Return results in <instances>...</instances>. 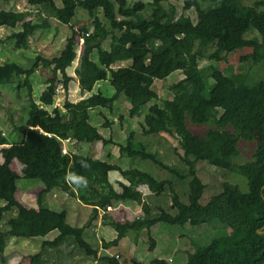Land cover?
I'll return each instance as SVG.
<instances>
[{"label":"trees","instance_id":"16d2710c","mask_svg":"<svg viewBox=\"0 0 264 264\" xmlns=\"http://www.w3.org/2000/svg\"><path fill=\"white\" fill-rule=\"evenodd\" d=\"M26 1L35 9L32 19H28L25 11L0 8V28L11 29L5 38L12 40L16 49L26 50L30 37L36 31L50 28L51 19L70 25L71 35L58 55L51 58L36 55L27 69L15 62L0 64V97L1 87H11L15 78H22L29 98L25 122L13 127L16 137L8 138L0 131V200L3 202L0 205V261L4 260L10 238L33 239L56 230L53 239L41 242V249L31 256L30 264H42L44 248H55L66 238H73L76 246L93 260L122 264L119 254L98 253V248L84 238L89 221L81 227H67V211L52 209L46 204L45 195L58 188L70 196L77 191L81 202L94 206V214L98 208L111 207L117 201H134L142 206L145 217L109 221L116 236L102 240L103 249L118 246L128 235L132 241H139L145 230L148 248L153 250L156 241L151 229L155 224L209 225L217 219L230 232L213 238L207 245H196L185 264H264V146H257L249 161H233L238 155L240 139L264 141V80L253 81L248 74H225L214 63L199 65L207 47L208 60L215 62L224 61L229 52L246 47L252 49L248 56L254 65L264 67V0L253 5L239 0H182V10H192L194 17L183 13L175 17V8L167 4L168 0H150L148 16H142L132 7L116 6L115 2L122 0ZM76 8L85 10L90 18L79 29L70 24ZM98 11L103 21L96 14ZM118 15L122 18L118 19ZM252 33L258 37L247 36ZM80 38L83 42L78 53L76 45ZM107 40L105 48L103 43ZM3 41L0 37V44ZM125 61L130 64L119 66ZM39 68L49 74L35 100L30 80ZM72 68L74 75H69ZM176 71L183 77L171 84L172 96L160 105L156 102L158 95L153 83ZM73 79L82 93L89 94L83 101L85 105L103 103L112 109L114 102L124 96L131 118L138 117L143 107L148 106L139 121L142 133H164L176 138L174 153L181 167L163 163L157 153L148 151L144 143L135 140L134 131L128 133L124 144L106 138L89 121L91 113L86 108L78 111L69 101L63 105L64 112L54 107L58 88L67 91ZM101 81H107L112 87L110 96L99 89ZM210 108L219 110L218 117L201 135L195 134L188 128L187 120L194 125H205ZM122 120L123 116H119V122ZM66 139L79 145L95 142L105 147L115 145L119 157L150 160L170 176L158 180L138 168L123 169L112 163L113 155L106 148L104 157L73 152L70 148L63 152ZM14 160L23 165L20 173L11 166ZM198 161L227 173L240 174L247 190L243 192L238 185L224 181L220 192L202 204L205 184L197 174ZM112 170H117L127 181H118L120 191L108 179V172ZM20 178L42 183L36 207H27L16 199ZM142 186L152 196L168 192L169 209L174 212L145 201ZM179 193L187 197L186 203L181 201ZM6 214L11 216L3 221ZM149 264L166 262L154 259Z\"/></svg>","mask_w":264,"mask_h":264},{"label":"rangeland","instance_id":"374dc122","mask_svg":"<svg viewBox=\"0 0 264 264\" xmlns=\"http://www.w3.org/2000/svg\"><path fill=\"white\" fill-rule=\"evenodd\" d=\"M149 1L122 0L121 2L116 1L115 4L116 6L121 4L124 7H132L142 16H148L150 11L147 3ZM239 1L245 5H253L258 0ZM168 3L175 8V17H178L182 13L194 17L192 10H182V0H168ZM167 4L165 5L167 6ZM0 8L25 11L28 13V19H32L35 15L34 7L29 6L26 0H1ZM96 14L103 21L101 12L98 11ZM120 18L119 16L118 19ZM132 20L136 22L135 19ZM89 21L90 18L87 12L81 8H76L75 16L70 24L75 25L76 29H79L81 25H85ZM50 23V28L36 31L30 37L29 47L26 50L16 49L13 41L5 38L11 29L5 26L1 27L0 37L4 41L0 44V63L15 62L27 69L32 66L36 55H42L46 58L58 55L65 45L66 38L71 35L70 25L60 24L54 19H51ZM247 36L249 38L258 37V34L252 33ZM108 43V40L105 41L103 47L106 48ZM81 47V42H78L76 45L78 53L81 51ZM209 51L208 47L204 49V58L200 60V66L214 63L225 74L233 76L248 74V78L253 81L264 80V67H261V64L254 65L248 56L252 52L251 48L242 47L235 49L227 54L226 60L220 62L208 60L207 56ZM95 54H93L94 59H96ZM129 64V61H125L120 63L119 66H127ZM48 74L49 72L46 69L39 68L31 75L32 97L35 100L38 99ZM68 74L74 75L73 68L69 69ZM182 77L183 74L180 71H176L164 80L156 79L153 83V89L158 95L156 102L162 105L163 100L170 98L172 96V91L170 90L171 84ZM100 83L99 89L103 94L110 96L113 93V89L109 83L107 81H101ZM1 89L3 94L0 97V131L8 138H14L16 137L13 131L14 125L23 124L27 118L29 107L27 89L22 84V78H15L11 87L5 86L1 87ZM88 95L79 90L76 79H73L67 91H64L61 87L58 88L54 107L57 106L63 109L65 101H69L78 111L86 108L91 113L89 121L106 138L110 137L113 141L124 144L128 133L134 131L136 133L135 140L144 143L148 151L157 153L158 158L163 163L169 165L176 164L178 166L177 157L174 153V149L177 147L176 138L164 133L150 135L142 133L139 121L142 120L148 106L143 107L138 117L131 118L128 114V104L124 96H121V98L115 101L112 109H110L103 103L97 106L83 104L84 99ZM51 108L48 107L49 110ZM62 111L64 112L65 110L63 109ZM218 115L219 110L210 108L208 112L209 121L205 125H194L187 120V126L195 134L201 135L213 124V121ZM119 116H123V120L120 122ZM108 123L111 124L108 126L106 125ZM260 145L264 146V141L260 138H255L253 141L240 139L238 143V155L233 161L235 163H243L251 160L253 150ZM64 148L66 151L70 148L73 152H80L94 157H101L102 154L104 157L105 151L108 149L113 155L112 163L118 164L123 169L130 167L138 168L151 173L158 180L170 176L166 170L155 165L150 160L119 157L118 147L115 145L110 144L105 147L101 142H95L93 144L83 143L79 145L71 141L68 143L64 142ZM1 160L2 157L0 155ZM11 166L20 173L23 165L14 160ZM178 167L181 166L179 165ZM196 168L198 176L205 184V189L200 199L202 204L207 203L213 195L220 192L221 185L224 181L238 185L243 192L247 190L245 179L238 173H227L207 164L205 161H198ZM108 179L117 191H120L118 181L126 182L117 170L109 171ZM17 187L16 199L27 207H36V200L38 192L42 188V183L37 179L20 178L17 180ZM140 188L143 191L145 201L151 205L155 203V206H161L169 212H174L169 209L171 201L168 192L160 196H152V194L148 193L149 191L145 186ZM176 189H179V187L176 186ZM74 193L73 196H70L58 188H53L44 198L50 208L65 209L67 211V227H81L89 221L84 231V238L94 247L98 248V253L119 254V259L122 264H133L132 262L134 261L149 264L154 259H162L166 264H185L187 255L194 251L196 245H207L213 238L226 235L230 232V228L220 223L217 219H214L209 225L201 224L193 226L185 224L183 226H168L166 224H155L151 229L152 237L156 241L153 250H149L148 248L149 240L146 238L145 230L141 232L139 241H132V236L128 235V237L126 236L120 240L118 246L103 249L101 244L102 240H111L116 236L112 226L109 225V221L117 220L125 222L133 221L138 217H145L142 206L134 201H117L111 207L98 208L97 213L94 214L92 212L94 206L92 204H86L83 201L81 202L78 198L77 191H74ZM179 194L181 201L186 203L187 197L181 193ZM2 204L3 202L0 200V205ZM10 216L11 214H6L3 221H6ZM104 221L106 224H104ZM56 235L57 231L53 230L44 237H35L33 239L10 238L3 253L4 260L2 262L0 261V264H30L31 256L40 251L41 242L43 240H51ZM42 255V264H103L85 255L83 250L76 246L73 238H66L65 241L55 248H44Z\"/></svg>","mask_w":264,"mask_h":264},{"label":"built area","instance_id":"2783aa9c","mask_svg":"<svg viewBox=\"0 0 264 264\" xmlns=\"http://www.w3.org/2000/svg\"><path fill=\"white\" fill-rule=\"evenodd\" d=\"M119 16H120V15H118V17H119ZM120 17H121V16H120ZM121 18H122V17H121ZM79 42H81V44H82L83 39L80 38V39H79ZM64 142H67V143H68V142H69V139H66V140L63 141V152H66V149L64 148Z\"/></svg>","mask_w":264,"mask_h":264},{"label":"crops","instance_id":"0c3cea01","mask_svg":"<svg viewBox=\"0 0 264 264\" xmlns=\"http://www.w3.org/2000/svg\"><path fill=\"white\" fill-rule=\"evenodd\" d=\"M0 64H1V63H0ZM99 84H100V83H98L97 86H98ZM120 182L126 183L127 181H126V182H124V181H120ZM51 190H52V189H51ZM51 190H50V191H51ZM50 191H49V192H50ZM148 193H149V192H148ZM67 215H68V213H67ZM104 226H106V225H104ZM115 234H116V233H115ZM122 239H123V238H122ZM107 241H108V240H107ZM119 242H120V241H119Z\"/></svg>","mask_w":264,"mask_h":264},{"label":"water","instance_id":"95a60500","mask_svg":"<svg viewBox=\"0 0 264 264\" xmlns=\"http://www.w3.org/2000/svg\"><path fill=\"white\" fill-rule=\"evenodd\" d=\"M259 233L261 232V231H258Z\"/></svg>","mask_w":264,"mask_h":264}]
</instances>
